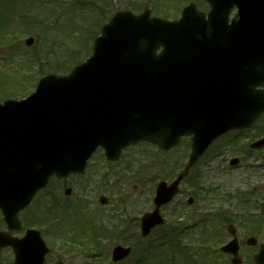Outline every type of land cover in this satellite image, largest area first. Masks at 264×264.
<instances>
[{"label": "water", "instance_id": "95a60500", "mask_svg": "<svg viewBox=\"0 0 264 264\" xmlns=\"http://www.w3.org/2000/svg\"><path fill=\"white\" fill-rule=\"evenodd\" d=\"M207 1L208 18L194 4L177 21L151 17L148 9L118 11L95 39L92 55L71 73L45 75L28 97L0 103V208L11 227L50 177L84 172L99 146L117 159L139 141L169 149L193 135L190 167L220 135L251 126L264 111V0ZM235 4L240 18L229 24ZM263 146L264 139L252 144ZM183 177L158 184L156 209L142 218L143 235L164 222L159 209ZM228 231L233 239L221 249L241 264L236 228ZM8 245L14 264H43L48 252L33 229L21 239L0 233V248ZM130 252L116 246L113 259ZM255 262L264 264V245Z\"/></svg>", "mask_w": 264, "mask_h": 264}, {"label": "rangeland", "instance_id": "374dc122", "mask_svg": "<svg viewBox=\"0 0 264 264\" xmlns=\"http://www.w3.org/2000/svg\"><path fill=\"white\" fill-rule=\"evenodd\" d=\"M189 2H194L201 11H208V4L204 0H16L11 6L12 10L8 0H0V29L7 25L6 13L9 9L10 15L15 18L11 26L10 21L8 23L6 30L9 31H4V36L0 37V93L4 92L6 97L20 99L35 90L40 74L69 73L77 63L83 62L90 55L93 40L100 33L102 24L107 22L118 8L141 12L149 7L153 14L177 19L182 8ZM29 37L34 38V43L30 46L26 44ZM4 99L2 95L0 102ZM258 124L264 125V116L257 122V130L251 128L239 135L240 142L246 147H249L253 137H261V133H264L262 129L259 130ZM228 135L213 144L195 168V173L199 171L202 175L200 180L202 187L213 186L218 194L211 193L206 199L199 198L195 187L191 185V179H185L175 199L161 208L165 223L155 228L146 239L142 238L136 226L138 220L136 218L153 209L150 198L151 195L154 196L158 182L171 181L183 170L190 153L191 138H183L179 145L169 151H163L150 143H139L124 150L120 165H126L131 161L135 167L137 166L138 174H133L129 169L126 172L121 170L119 178L115 176V180H108L115 181L117 186L115 190L109 187L112 205L102 211L110 214L114 209L115 216L105 221L106 241L104 255L99 263L135 264L144 255V248L147 245L170 233L174 234L175 228L181 229L185 226L179 238L190 251L194 248L200 251H197V254L203 256L201 251L205 249V253L218 257L221 264H231V256L221 255L219 248L229 241L227 225L233 223L237 227L241 243L243 264H251V256L258 248L248 246L246 239L255 236L259 243H264V228L257 230L252 224L247 226L241 220V212L246 198L249 199L248 204H251L249 208L254 210V213H259L258 206L264 202L263 152L255 151L247 156L243 166L232 167L227 161L235 156L241 158L243 152L233 150L231 147L217 149L227 137L235 136ZM101 157L100 151L95 154L91 169L86 171L87 176H72L63 182L51 179L48 188L39 193L30 206L31 211L37 207L38 214L43 217L36 227L45 234V240L52 246L51 261L58 257L64 259L66 264H84L87 261L79 243L65 244L64 240L72 238L70 235H73V230H68L70 225L68 221L82 231V226L87 227L85 223L89 220L86 219L89 209L85 204L71 203L86 196L89 202H93L90 204L91 207L97 206L95 199L99 183L94 177L93 169L101 161ZM102 176L99 173V180ZM147 176L149 182L145 190L142 180ZM90 178L96 180L97 186L89 188L91 193L84 194L83 185ZM133 184H139L140 187L134 189ZM68 186L72 188L70 196L64 194V189ZM227 194L232 195L229 199H223ZM189 197L194 198L192 205L187 201ZM53 199H56V203L61 207L56 217H54L56 210L46 208L53 207ZM75 206L78 208H74ZM46 210L49 211L48 217L43 216L47 214ZM216 212H220V216L212 219V227L208 226V229L212 228V232L215 229L220 233L218 236L209 239V231L203 233L205 230L201 225L193 228L195 222L204 218L207 213ZM53 218L60 220L58 224L65 223L62 227L65 234L62 233V237L60 232L56 231V234L49 224ZM52 232L56 236L50 234ZM75 237L82 238L79 233L75 234ZM117 244L131 246L133 251L125 260L113 263L112 249ZM13 260L14 255L10 250L0 253V264H13Z\"/></svg>", "mask_w": 264, "mask_h": 264}, {"label": "flooded vegetation", "instance_id": "af4514ba", "mask_svg": "<svg viewBox=\"0 0 264 264\" xmlns=\"http://www.w3.org/2000/svg\"><path fill=\"white\" fill-rule=\"evenodd\" d=\"M236 10H237L236 8L231 9V13H230V17H229L230 20H231V18H233L234 14L236 13ZM261 150L263 151V149H261ZM99 151L102 153V157L100 158L101 161L99 160L100 162L97 163L93 169L94 177L97 180V182L99 183L98 184V194H97L96 199H95V203L97 206H96V208H95V205H92V207H91L90 204H93V202H89V200L86 196H82L78 200H75L74 202L71 203L72 205H74L76 203L85 204L89 209L87 211V219H89V220L86 221V223H87L86 231L84 233L79 232V234L82 238L76 239L78 236L77 237L73 236L72 240L69 238L64 240L65 244L70 243L71 241H77V243H79V245H81L82 254H83V256H85L87 258L86 259L87 261L84 264H100L101 263L100 258H102V256L104 255V244L106 241L105 221L107 220V218L109 220L114 218V216H115L114 211L115 210L112 209L110 214H107L106 211H102V210L106 209V207L112 205V204H110V201H111L110 192H111V189L115 190L116 186H117L115 181L109 182L108 180L114 179L115 176L117 178H119L121 170L126 172L129 169V171H132L133 174H135V175L138 174L137 166L135 167L134 163L131 162V163H127L126 165H120L122 156L118 160H109L106 158L102 148H99L93 154L91 159L88 161L86 171L91 169V167H92L91 164L95 160L94 156ZM184 168H185V166H184ZM86 171L83 174H73V175H70L69 177H72V176L78 177V176H83V175L87 176ZM99 173H101V175H103L101 180H99V177H98ZM69 177L63 178V179H57V180H60L63 182V181H66ZM95 179L90 178V180H87L84 183V185H83L84 190L82 191L84 194H87L89 192L91 193L92 191L89 190V188L97 186V184L95 183V181H96ZM148 182H149L148 176L142 180V185L144 186L145 190H146V187L148 185ZM109 187H111L110 190H109ZM139 187H140L139 184H133L134 189H137ZM116 191H118V189ZM104 195L108 197V200H107L108 203L107 204H102L100 201L101 197ZM153 200H154V196L151 195V198H150L151 209L154 207ZM30 209L31 208L28 207V208H25V209L17 212L16 217L20 221V225L18 228H10L9 225L6 223V221L3 217V214L0 210V232L5 233V234L10 235V236H14V237H22V236H24V234L26 233V231L28 229H31V228L38 229L36 227V224L41 221V215L38 214L37 207L35 208L34 211L33 210L31 211ZM95 210H99V211H95ZM143 214H145V212ZM89 215L91 218H89ZM142 215H141V217H142ZM56 216H57V212L55 213L54 217H56ZM141 217L136 218V219H138L136 226L138 227L139 230H140V226H141ZM45 222H47V221H45ZM49 224L52 226L53 230L57 234L56 231H59L58 220L56 218L55 219L53 218V220H51L49 222ZM40 232H41V235L44 237L45 234L41 230H40ZM50 234L55 235L53 232ZM60 236L62 237L61 232H60ZM143 239H145V238H143ZM79 241H81V243ZM48 246L50 247V252L46 255L44 264H54V263H58V262L66 264V261L60 257L51 261L50 256L52 255L53 249H52L51 245L48 244ZM61 247L64 248L63 246H61ZM5 250H10L12 252V254L14 255V251H13L12 247H5L3 249H0V253L5 251ZM64 250H66V249H64Z\"/></svg>", "mask_w": 264, "mask_h": 264}, {"label": "trees", "instance_id": "16d2710c", "mask_svg": "<svg viewBox=\"0 0 264 264\" xmlns=\"http://www.w3.org/2000/svg\"><path fill=\"white\" fill-rule=\"evenodd\" d=\"M39 71L42 72L43 70L40 69ZM2 95L5 96L4 92L0 93V97H2ZM170 235L171 234H168V236L161 238L162 241L153 244V253L156 254V256L165 253V248L169 244V251L171 252L172 260H175L176 258L182 259V256L187 254V247L179 243L177 235Z\"/></svg>", "mask_w": 264, "mask_h": 264}]
</instances>
